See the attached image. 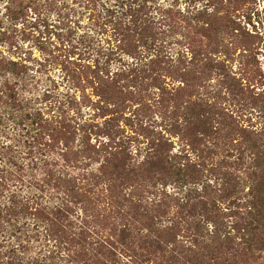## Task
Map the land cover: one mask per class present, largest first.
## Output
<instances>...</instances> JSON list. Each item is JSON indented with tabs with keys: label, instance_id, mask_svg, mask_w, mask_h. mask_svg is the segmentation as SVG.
Masks as SVG:
<instances>
[{
	"label": "trees",
	"instance_id": "16d2710c",
	"mask_svg": "<svg viewBox=\"0 0 264 264\" xmlns=\"http://www.w3.org/2000/svg\"><path fill=\"white\" fill-rule=\"evenodd\" d=\"M0 1V264H264L252 0H85L55 94Z\"/></svg>",
	"mask_w": 264,
	"mask_h": 264
},
{
	"label": "rangeland",
	"instance_id": "374dc122",
	"mask_svg": "<svg viewBox=\"0 0 264 264\" xmlns=\"http://www.w3.org/2000/svg\"><path fill=\"white\" fill-rule=\"evenodd\" d=\"M252 1V5L257 10L253 19L254 24H246L251 30L258 33L255 47L259 50L257 59L260 75L258 80L261 84L264 83V0ZM30 2L33 3H30L31 8L28 10L25 21L20 22V29H26L27 39L22 41L25 49L32 50L31 56L41 64L37 63L38 66L34 70L38 88L40 92L49 90L53 94L58 91L65 92L68 89V81L64 79V64L73 67L74 64L67 61L69 56L71 59L76 58L71 61L74 63L79 62L80 58L86 59L95 56L93 48L90 49L91 38L86 37L85 42L80 45H77L76 42L86 32L88 35L91 34L90 36H95L98 22L94 20L92 10L87 8L85 0H57L56 2L31 0ZM0 5L4 6L2 1H0ZM104 34H106L105 31ZM70 40H73L72 43L78 46V48L72 49L77 54H73L69 48ZM40 46H43V50L40 49Z\"/></svg>",
	"mask_w": 264,
	"mask_h": 264
}]
</instances>
